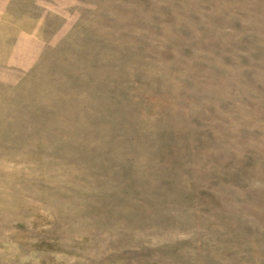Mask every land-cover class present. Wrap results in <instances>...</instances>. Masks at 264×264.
Masks as SVG:
<instances>
[{"label":"rangeland","instance_id":"374dc122","mask_svg":"<svg viewBox=\"0 0 264 264\" xmlns=\"http://www.w3.org/2000/svg\"><path fill=\"white\" fill-rule=\"evenodd\" d=\"M0 264H264V0H0Z\"/></svg>","mask_w":264,"mask_h":264}]
</instances>
